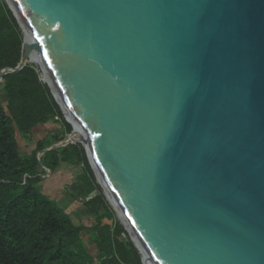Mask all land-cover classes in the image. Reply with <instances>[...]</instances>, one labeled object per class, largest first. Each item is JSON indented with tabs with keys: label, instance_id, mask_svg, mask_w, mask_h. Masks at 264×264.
<instances>
[{
	"label": "water",
	"instance_id": "obj_1",
	"mask_svg": "<svg viewBox=\"0 0 264 264\" xmlns=\"http://www.w3.org/2000/svg\"><path fill=\"white\" fill-rule=\"evenodd\" d=\"M13 2L153 263L264 264V0Z\"/></svg>",
	"mask_w": 264,
	"mask_h": 264
},
{
	"label": "trees",
	"instance_id": "obj_2",
	"mask_svg": "<svg viewBox=\"0 0 264 264\" xmlns=\"http://www.w3.org/2000/svg\"><path fill=\"white\" fill-rule=\"evenodd\" d=\"M22 32L5 0H0V71L15 68L23 58ZM0 97V264H142L124 227L99 191L79 144L48 150L41 164L51 175L62 165L79 167L70 187L80 201L82 224L41 192L45 178L37 153L51 145L46 137L33 149L21 150L17 137L30 139L38 126L55 124L51 140L58 143L72 130L47 85L32 63L3 75ZM83 211V213H81ZM91 225L83 222V216ZM124 236V238H122ZM91 247V248H90ZM95 251V254L93 251Z\"/></svg>",
	"mask_w": 264,
	"mask_h": 264
},
{
	"label": "bare ground",
	"instance_id": "obj_3",
	"mask_svg": "<svg viewBox=\"0 0 264 264\" xmlns=\"http://www.w3.org/2000/svg\"><path fill=\"white\" fill-rule=\"evenodd\" d=\"M7 2L9 4V6L11 7L13 13L17 17L21 27L23 28V33L25 36V42H24V47H23V57L31 60L32 63L38 67L39 72L41 74L40 76H41L42 81L44 83H46L51 88L57 102L61 105V108H62L66 118L69 120V122H71L74 125V129H72V132L68 134V136L65 139V142H74V143L81 142L86 146V148L88 149V152H89V157L91 159V163L93 165L94 171H95L97 179H98V184L102 188L103 194L105 195V198L107 199L108 203H110L112 206L115 207L117 215H118L117 217L123 221V223L125 224V226L127 227L128 231L130 233V236H131L133 242L137 245V247L141 251V254L143 257V264H154L153 261L151 260V258L149 257V254L143 248L142 244L140 243L137 236L133 232V230L126 223V220H125V218H124V216H123V214L119 208V205H118L114 195L111 193L106 182L104 181L103 177L101 176L98 168L96 167L94 161L92 160L91 153H90V150L88 147V142L86 140V135L83 132V130L75 123L73 118L70 116L68 109L64 105L62 99L60 98V96L56 90L55 84H54L53 80L51 79L50 73H49L48 69L46 68L45 60L43 59V57L39 51L38 45L31 46V43H30L31 37L29 35L27 28L25 27V22L23 21V19L20 16V13L18 12L17 8L15 7L13 0H7ZM0 83L2 84L3 80ZM41 166H43V165H41ZM43 167H41V168H43Z\"/></svg>",
	"mask_w": 264,
	"mask_h": 264
},
{
	"label": "rangeland",
	"instance_id": "obj_4",
	"mask_svg": "<svg viewBox=\"0 0 264 264\" xmlns=\"http://www.w3.org/2000/svg\"><path fill=\"white\" fill-rule=\"evenodd\" d=\"M33 64V63H32ZM36 68H37V70H38V73H39V76L41 75L40 74V72H39V69H38V67L35 65V64H33ZM41 77V76H40ZM45 85H47L46 83H44ZM1 83H0V97H1V94H2V92H1ZM2 98V97H1ZM63 119H64V121L65 122H67L66 121V119L63 117ZM41 130V132H42V134L41 133H33L32 134V136H31V138L30 139H25V140H23V138H20L19 136L17 137L18 138V143H19V146H20V148H21V144L22 143H24V141H25V146H26V148H24L25 150H22L23 148H21V150L22 151H24V152H27L28 150H27V147L28 146H31V147H29L28 149H30V148H33L34 147V142L39 138V137H46V139L48 140V142L50 143L51 142V145H49V146H52V145H54V144H56V143H54L52 140H51V134H52V131L54 130V129H58L59 131H62V127L61 126H58V125H55V124H52V123H50V124H46V125H43V126H40L39 127ZM33 145V146H32ZM63 166V168L61 169V170H63V171H61V170H59V172H61V173H59V175H58V177H60L58 180L59 181H61L62 183H60L61 184V189L63 188L64 190H65V192H66V190L67 191H69V189H68V186L66 185V183H68L69 182V180H70V177H67V176H69V174H70V176H71V178L72 177H74L78 172H79V167L77 168V167H67V166H65V165H62ZM52 175H50L49 176V178L51 177ZM94 176V175H93ZM98 185V184H97ZM98 189H99V191L103 194V190H102V188L100 187V185H98ZM59 193H61V195H58V203L57 202H55L56 203V207L59 209V210H61V211H63L64 213H66V214H68L69 216H70V219L72 220V222L75 224V225H80V224H82V220H81V215H80V212L79 211H74V208H75V205H73V204H71L70 202H69V198L67 197V196H65V195H63L62 194V192L60 191ZM107 201V200H106ZM79 203H80V201H79ZM108 203V202H107ZM59 204V205H58ZM109 204V203H108ZM110 205V204H109ZM110 207L112 208V206L110 205ZM73 210V211H72ZM112 210H113V208H112ZM113 212H114V215H115V218H116V220L117 221H119L118 220V218H117V216H116V213H115V211L113 210ZM85 217H83L82 219H83V222H85L87 225H91V220L88 222V221H86V219H84ZM126 235H127V238H128V240L131 242V240H130V237H129V235L126 233ZM122 238H124V236H122ZM91 248V247H90ZM93 251V250H92ZM93 253L95 254V251H93Z\"/></svg>",
	"mask_w": 264,
	"mask_h": 264
},
{
	"label": "crops",
	"instance_id": "obj_5",
	"mask_svg": "<svg viewBox=\"0 0 264 264\" xmlns=\"http://www.w3.org/2000/svg\"><path fill=\"white\" fill-rule=\"evenodd\" d=\"M39 127H40V126L36 127V128L34 129L33 133L35 132V133H41V134H42V132L40 131L41 129H40ZM39 138H40V137H39ZM25 145H26V144H25V141H24V143L21 144V148H23L22 150H25V149H24V148H26ZM32 146H33V145H32ZM29 147H31V146H28V147H27V150H28V151H27L26 153H29V152L33 149V148L28 149ZM62 168H63V166H61L60 170H61ZM77 168H78V167H77ZM78 169H79V172H78L74 177L71 178L70 174H69V176H67V177H70L69 182L66 183V185L68 186L69 191L66 190V192H65V190H64L63 188L61 189V184H60V183H62V182L58 180V179L60 178V177H58V175H59V173H61V172H59V170H58L57 172L53 173L52 176H51L50 178L48 177V179H46V180L44 181L43 185L41 186V192H42L44 195L48 196V197H49L51 200H53L54 202H57V203H58V195H61V193H59V192L61 191L63 195H65V196H67V197L69 198V202H70L71 204L75 205L74 211L77 210V209L79 208V206H80V203H79L78 200H75V199L71 196V192H70V187H69V186H70L73 182L76 181L78 175L81 173L80 168H78ZM61 171H63V170H61ZM58 205H59V204H58ZM72 211H73V210H72ZM81 213H83V211H81ZM83 217H85L84 219H86V221H88V222L91 220L90 218L86 217L85 215H84Z\"/></svg>",
	"mask_w": 264,
	"mask_h": 264
},
{
	"label": "built area",
	"instance_id": "obj_6",
	"mask_svg": "<svg viewBox=\"0 0 264 264\" xmlns=\"http://www.w3.org/2000/svg\"><path fill=\"white\" fill-rule=\"evenodd\" d=\"M42 156H43V154H42L41 152L37 153V159H38V161L40 162V164H41V158H42ZM41 165H42V164H41ZM42 167H43V166H42ZM43 169H44V174L41 175V177H42V178H47V177H49V176L51 175V171H50L49 169L45 168V167H43Z\"/></svg>",
	"mask_w": 264,
	"mask_h": 264
}]
</instances>
